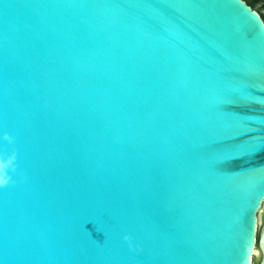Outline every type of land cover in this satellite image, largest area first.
I'll return each instance as SVG.
<instances>
[{"label": "water", "instance_id": "95a60500", "mask_svg": "<svg viewBox=\"0 0 264 264\" xmlns=\"http://www.w3.org/2000/svg\"><path fill=\"white\" fill-rule=\"evenodd\" d=\"M235 98L264 99L246 0H0V264H251Z\"/></svg>", "mask_w": 264, "mask_h": 264}, {"label": "snow or ice", "instance_id": "6c2138e0", "mask_svg": "<svg viewBox=\"0 0 264 264\" xmlns=\"http://www.w3.org/2000/svg\"><path fill=\"white\" fill-rule=\"evenodd\" d=\"M242 7V6H241ZM246 11V10H245ZM253 19H255V17H253ZM258 23V21H257ZM236 100H239L241 102L244 103H248V102H257L260 103L261 105H264V99H257L254 101L251 100H245V99H241V98H235ZM243 120H247V121H264V116L261 117H252V116H247V117H241ZM255 131H257L259 134L258 135H253V129L251 128H245L243 131L238 132L232 136H230L228 138V140H235L238 137L241 136H248L249 139L243 140L241 143L239 144H228L226 146V149L231 150L233 152H236L237 154L234 156H244V155H252L262 149H264V126L261 127H257L255 129ZM4 140H7L8 138L6 136H3ZM10 142V141H9ZM255 143L257 146L255 148L251 147V145ZM233 156V157H234ZM249 171L245 170L243 173H248ZM8 184V181H4L3 183H0V187H4ZM247 193L251 194H255L256 199L253 202H249L247 203L246 207H245V211H251L254 212L256 207L259 205V197L260 196H264V190H259L257 191V187L255 185H252L251 187H249L247 189ZM255 221L254 219L251 221V224L254 225ZM239 224V221H238ZM251 230L248 229L245 231V236L247 238V244L248 246H250L251 244ZM127 239V238H125ZM244 258H246V253H243Z\"/></svg>", "mask_w": 264, "mask_h": 264}, {"label": "flooded vegetation", "instance_id": "af4514ba", "mask_svg": "<svg viewBox=\"0 0 264 264\" xmlns=\"http://www.w3.org/2000/svg\"><path fill=\"white\" fill-rule=\"evenodd\" d=\"M262 202H263L262 208L264 209V199ZM258 225L259 227H258L257 237L255 238V244H254L255 252H254L252 264H264V211L261 217L259 216ZM256 252L258 253L260 252L259 257L256 256Z\"/></svg>", "mask_w": 264, "mask_h": 264}, {"label": "rangeland", "instance_id": "374dc122", "mask_svg": "<svg viewBox=\"0 0 264 264\" xmlns=\"http://www.w3.org/2000/svg\"><path fill=\"white\" fill-rule=\"evenodd\" d=\"M253 7H255L262 16H264V0H247Z\"/></svg>", "mask_w": 264, "mask_h": 264}, {"label": "bare ground", "instance_id": "6f19581e", "mask_svg": "<svg viewBox=\"0 0 264 264\" xmlns=\"http://www.w3.org/2000/svg\"><path fill=\"white\" fill-rule=\"evenodd\" d=\"M263 211H264V209L262 208V210H261V214H260V217H261V215L263 214ZM259 254H260V252H259V253H258V252H256V256H257V257H259V256H260ZM251 264H252V261H251Z\"/></svg>", "mask_w": 264, "mask_h": 264}, {"label": "clouds", "instance_id": "9594fccd", "mask_svg": "<svg viewBox=\"0 0 264 264\" xmlns=\"http://www.w3.org/2000/svg\"><path fill=\"white\" fill-rule=\"evenodd\" d=\"M4 179L2 177H0V183H3Z\"/></svg>", "mask_w": 264, "mask_h": 264}]
</instances>
